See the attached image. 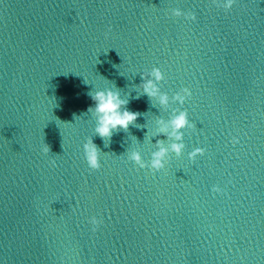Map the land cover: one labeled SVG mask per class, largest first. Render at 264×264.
Segmentation results:
<instances>
[{
    "label": "water",
    "instance_id": "95a60500",
    "mask_svg": "<svg viewBox=\"0 0 264 264\" xmlns=\"http://www.w3.org/2000/svg\"><path fill=\"white\" fill-rule=\"evenodd\" d=\"M108 89L138 114L110 138L89 111ZM158 142L185 147L138 168ZM0 264H264V0H0Z\"/></svg>",
    "mask_w": 264,
    "mask_h": 264
},
{
    "label": "clouds",
    "instance_id": "9594fccd",
    "mask_svg": "<svg viewBox=\"0 0 264 264\" xmlns=\"http://www.w3.org/2000/svg\"><path fill=\"white\" fill-rule=\"evenodd\" d=\"M213 2L222 5L225 12L230 11L233 8V4L236 0H213ZM173 17H183L186 21H195L196 15L191 12L182 11L180 8H173L171 10ZM145 79L143 85L144 94L150 98H156L159 96L160 103L162 105H168L169 97L165 94H160L158 84L164 79V73L159 68H153L152 72ZM191 97V91L189 88L184 87L179 91L175 92L172 97L173 103H178L183 106L185 102ZM91 99L94 102V107H90L89 111H94L98 117V127L96 129L98 135L101 137L110 138L112 133L117 129L127 130L128 126L134 123L137 119L138 114L128 111L124 106L127 101L121 99L119 92L108 90L96 91L91 95ZM178 112V114H176ZM171 120L164 124L163 121L160 123L164 126L161 128L162 132H167L168 128H171L170 139L174 138L175 141H182L184 133L182 129L194 127L188 120L187 111L176 110ZM159 150L152 153L151 160L147 163L144 162L139 153H133L130 159L140 169L148 168L153 173L162 171L167 162L169 151L181 156L185 145L183 143H172L170 148L162 146L161 142H158ZM85 158L87 166L90 171H98L101 168V162L99 158V152L94 143H88L85 146ZM47 151V148L44 149ZM204 154V149L201 147L194 148L188 153V159L195 161L198 157ZM55 166V161L51 162ZM102 221L96 216H92L88 219V224L91 226V230L95 232Z\"/></svg>",
    "mask_w": 264,
    "mask_h": 264
},
{
    "label": "snow or ice",
    "instance_id": "6c2138e0",
    "mask_svg": "<svg viewBox=\"0 0 264 264\" xmlns=\"http://www.w3.org/2000/svg\"><path fill=\"white\" fill-rule=\"evenodd\" d=\"M211 4H212V6H214V7H216V8H221V7H222L221 4L216 3V2H213V0H211ZM236 4H237V0H236V2L233 4V7L236 6Z\"/></svg>",
    "mask_w": 264,
    "mask_h": 264
}]
</instances>
